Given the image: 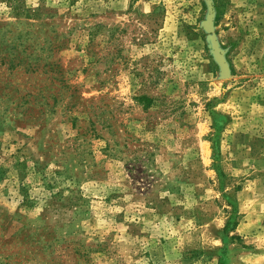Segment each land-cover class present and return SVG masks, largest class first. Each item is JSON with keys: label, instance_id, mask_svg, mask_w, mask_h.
<instances>
[{"label": "rangeland", "instance_id": "obj_1", "mask_svg": "<svg viewBox=\"0 0 264 264\" xmlns=\"http://www.w3.org/2000/svg\"><path fill=\"white\" fill-rule=\"evenodd\" d=\"M0 28L50 96L0 106L7 234L52 246L26 264H264V0H0Z\"/></svg>", "mask_w": 264, "mask_h": 264}, {"label": "trees", "instance_id": "obj_2", "mask_svg": "<svg viewBox=\"0 0 264 264\" xmlns=\"http://www.w3.org/2000/svg\"><path fill=\"white\" fill-rule=\"evenodd\" d=\"M216 2V1H215ZM6 32H2L0 28V106L1 104H7L9 101L10 105L6 107H1L3 110L9 109L10 106L14 108H20L19 114L30 110V106L32 105L36 99L39 101L38 104L41 106L49 105L46 101L49 97H44L42 91L43 87H39L36 85L35 88L39 87L37 93L32 95V91L28 93V87L25 84H18L17 82L11 83L8 79H11L10 76H14L15 74L19 76H32L39 72V59L35 55V53L26 54V50L22 49L18 51L19 47H24L23 43L16 44V39H20L21 36H17L16 39L6 38ZM31 39V38H30ZM27 40V39H26ZM35 42V41H34ZM39 43H35L38 46ZM29 46H33L30 44ZM15 51L16 53H13ZM49 66L48 64H43L42 67L46 68ZM43 73V72H41ZM47 74V73H45ZM68 89L65 85L60 84V89ZM34 89V88H33ZM31 87V90H33ZM15 92V96H8L12 99H4L7 95H1L6 92ZM22 92H25L24 94ZM53 104L55 103V99L52 98ZM152 99H146L147 104L152 102ZM28 105L27 107H25ZM50 109H53L52 106H49ZM13 110V108L11 109ZM23 118V117H20ZM15 217L13 215L0 212V264H23L28 263L30 261L42 262V254L46 249H50L51 245L42 244L41 235L38 233V228H36L32 223H23L21 228L14 232L12 235H8L7 231L9 227L12 225ZM236 223L233 225V229L236 228ZM15 239L14 245H11L12 240ZM14 246L18 249V251H9L8 246Z\"/></svg>", "mask_w": 264, "mask_h": 264}, {"label": "water", "instance_id": "obj_3", "mask_svg": "<svg viewBox=\"0 0 264 264\" xmlns=\"http://www.w3.org/2000/svg\"><path fill=\"white\" fill-rule=\"evenodd\" d=\"M206 29L208 30V26H206ZM219 63L221 64L222 68L225 69V67L223 66L222 62L220 61Z\"/></svg>", "mask_w": 264, "mask_h": 264}]
</instances>
